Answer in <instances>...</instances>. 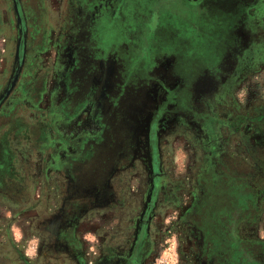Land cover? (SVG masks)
I'll list each match as a JSON object with an SVG mask.
<instances>
[{"label": "rangeland", "instance_id": "374dc122", "mask_svg": "<svg viewBox=\"0 0 264 264\" xmlns=\"http://www.w3.org/2000/svg\"><path fill=\"white\" fill-rule=\"evenodd\" d=\"M263 258L264 0H0V264Z\"/></svg>", "mask_w": 264, "mask_h": 264}, {"label": "trees", "instance_id": "16d2710c", "mask_svg": "<svg viewBox=\"0 0 264 264\" xmlns=\"http://www.w3.org/2000/svg\"><path fill=\"white\" fill-rule=\"evenodd\" d=\"M252 217V216H251ZM251 253H253V251H251ZM264 259V258H263Z\"/></svg>", "mask_w": 264, "mask_h": 264}, {"label": "flooded vegetation", "instance_id": "af4514ba", "mask_svg": "<svg viewBox=\"0 0 264 264\" xmlns=\"http://www.w3.org/2000/svg\"><path fill=\"white\" fill-rule=\"evenodd\" d=\"M129 264H132V262H130Z\"/></svg>", "mask_w": 264, "mask_h": 264}]
</instances>
